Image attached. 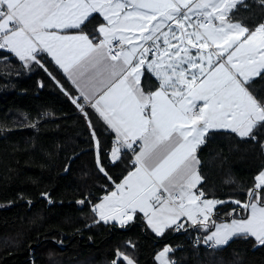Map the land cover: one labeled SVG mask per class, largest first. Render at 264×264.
I'll return each mask as SVG.
<instances>
[{
  "label": "snow or ice",
  "instance_id": "snow-or-ice-1",
  "mask_svg": "<svg viewBox=\"0 0 264 264\" xmlns=\"http://www.w3.org/2000/svg\"><path fill=\"white\" fill-rule=\"evenodd\" d=\"M244 3L0 0V50L39 66L63 91L44 63L50 57L78 90L72 103L95 140L98 170L114 186L93 207L97 222L124 226L143 214L157 236L194 227L216 245L239 237L264 246V171L243 202L206 198L198 171L197 149L213 131L254 139L264 130V23L253 29L234 19ZM90 110L114 134L110 162L132 153L123 178L103 166ZM170 251L158 254L162 264Z\"/></svg>",
  "mask_w": 264,
  "mask_h": 264
},
{
  "label": "trees",
  "instance_id": "trees-1",
  "mask_svg": "<svg viewBox=\"0 0 264 264\" xmlns=\"http://www.w3.org/2000/svg\"><path fill=\"white\" fill-rule=\"evenodd\" d=\"M234 19L253 29L264 23V0H245ZM44 63L63 91L39 66L0 50V264H127L123 256L159 264L156 255L166 246L175 264H264V246L254 238L207 249L193 246L200 232L194 227L161 237L140 214L124 226L97 222L93 206L114 186L98 170L95 140L72 103L78 93L48 59ZM157 87L149 76L148 90ZM90 118L103 150L111 151L114 135L91 110ZM254 132L252 139L213 131L197 149L206 198L247 199L264 169V130ZM109 154L102 159L111 176L132 170V154L107 165Z\"/></svg>",
  "mask_w": 264,
  "mask_h": 264
},
{
  "label": "built area",
  "instance_id": "built-area-1",
  "mask_svg": "<svg viewBox=\"0 0 264 264\" xmlns=\"http://www.w3.org/2000/svg\"><path fill=\"white\" fill-rule=\"evenodd\" d=\"M104 153L109 154L110 151L108 149H105ZM128 153L132 154L130 151ZM110 161H111L110 159L106 160V164L112 165L113 163H111ZM201 245H204L207 249H212L214 247L212 243L205 241V238L202 233L198 232L196 238L193 240V246L200 247Z\"/></svg>",
  "mask_w": 264,
  "mask_h": 264
},
{
  "label": "crops",
  "instance_id": "crops-1",
  "mask_svg": "<svg viewBox=\"0 0 264 264\" xmlns=\"http://www.w3.org/2000/svg\"><path fill=\"white\" fill-rule=\"evenodd\" d=\"M6 50H8V49H6ZM11 54H13L14 56H15V54L14 53H12L10 50H8ZM46 59H48L50 62H51V58L50 57H46ZM52 63V62H51ZM53 65H54V63H52ZM55 66V65H54ZM56 67V66H55ZM57 68V67H56ZM57 70L65 77V79L73 86V88L76 90V92L78 93V90H77V88H76V86L72 83V81L66 76V74H64L61 70H59L58 68H57ZM159 83V82H158ZM113 134V133H112ZM114 135V134H113ZM199 166V165H198ZM262 171H264V169L262 170ZM114 190V189H113ZM104 197V196H103ZM102 197V198H103ZM101 198V199H102ZM101 199L96 203V204H98V203H100L101 202ZM95 204V205H96ZM94 207V206H93ZM94 212V211H93ZM94 214L96 215V217L99 219V216L97 215V213L96 212H94ZM141 216H143V214H140ZM144 218V217H143ZM145 219V223H146V218H144ZM102 223H104V224H112V225H117V226H121L120 224H119V222L118 221H112V220H109L107 223H105V222H103V221H101ZM128 223H130V222H128ZM127 223V224H128ZM146 225H147V223H146ZM148 226V225H147ZM148 228L152 231V232H154L149 226H148ZM200 231H202L203 232V230H200ZM155 233V232H154ZM127 263V262H126Z\"/></svg>",
  "mask_w": 264,
  "mask_h": 264
},
{
  "label": "rangeland",
  "instance_id": "rangeland-1",
  "mask_svg": "<svg viewBox=\"0 0 264 264\" xmlns=\"http://www.w3.org/2000/svg\"><path fill=\"white\" fill-rule=\"evenodd\" d=\"M217 222H220V221H217ZM203 235H204V238H206V235H207V233L205 232V231H203ZM205 241H206V239H205ZM208 242H210V243H212L215 247H222V246H224V245H216L213 241H208ZM167 247V246H166ZM165 248V247H164ZM163 248V249H164ZM161 251H163V250H161ZM160 251V252H161ZM159 252V253H160ZM158 253V254H159ZM158 254L156 255V260H157V262L159 263V264H162V261L160 260V259H158L157 257H158ZM169 254V253H168ZM168 254H167V256L166 257H164L163 258V264H167V262L168 261H170L169 259H168Z\"/></svg>",
  "mask_w": 264,
  "mask_h": 264
}]
</instances>
